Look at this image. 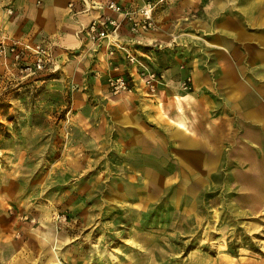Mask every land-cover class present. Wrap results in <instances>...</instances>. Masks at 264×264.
<instances>
[{
    "label": "rangeland",
    "instance_id": "1",
    "mask_svg": "<svg viewBox=\"0 0 264 264\" xmlns=\"http://www.w3.org/2000/svg\"><path fill=\"white\" fill-rule=\"evenodd\" d=\"M4 63L0 237L6 227L35 236L51 219L66 231L59 253L71 247L74 255L68 261L61 254L65 264H243L264 257V196L234 185L230 171L184 168L188 162L170 148L126 147L115 123L105 122V101L77 105L72 89H58L54 77L26 76L18 65L9 72ZM28 245L17 264L51 263L48 246L37 259L43 246ZM19 248L0 243L7 256Z\"/></svg>",
    "mask_w": 264,
    "mask_h": 264
},
{
    "label": "crops",
    "instance_id": "2",
    "mask_svg": "<svg viewBox=\"0 0 264 264\" xmlns=\"http://www.w3.org/2000/svg\"><path fill=\"white\" fill-rule=\"evenodd\" d=\"M109 1L0 0V28L31 43L50 42L58 69L44 74L54 77L58 89H72L77 105L105 101V122L115 123L126 147H152L153 153L170 148L188 162L184 168L230 171L234 185L264 196V0H155L159 29L135 34L125 21L114 40L92 47L86 28L96 16L123 17ZM117 1L133 9L146 0ZM110 45L116 49L114 65L108 62ZM127 50L162 74L157 92L148 91ZM3 68L17 72L11 61ZM112 73L131 78L134 90L113 93ZM189 75L193 87L185 89ZM50 221L35 236L25 227L3 229L0 243L20 248L8 256L0 250V264L26 260L29 243L43 246L37 259L46 245L50 264H56L55 245L57 254L73 261L71 247L58 250L66 231ZM22 231L23 239L15 236ZM243 264H264V257Z\"/></svg>",
    "mask_w": 264,
    "mask_h": 264
},
{
    "label": "built area",
    "instance_id": "3",
    "mask_svg": "<svg viewBox=\"0 0 264 264\" xmlns=\"http://www.w3.org/2000/svg\"><path fill=\"white\" fill-rule=\"evenodd\" d=\"M158 2L146 0L140 6L130 9L125 8L117 0H110L108 6L112 10L121 13L123 17L118 18L111 15L96 16L86 28L90 41L94 44H99L103 39L114 40L111 39L112 36H116L119 33L125 21H127L130 30L135 34L159 29L161 25L154 16ZM9 11L13 13L14 9L9 8ZM108 53V62L114 65L116 49L110 45ZM127 58L131 63L140 65L139 73L148 91L157 92L159 85L163 82L162 74L131 50H127ZM8 61L18 65L21 72L26 76L42 73L51 74L58 69L57 57L50 42L31 43L18 37L10 36L0 28V63ZM192 81L193 77L189 75L183 83L184 88L191 89L193 87ZM108 82L112 92L116 94L134 90L131 78L124 73L110 74ZM65 218H67V215Z\"/></svg>",
    "mask_w": 264,
    "mask_h": 264
},
{
    "label": "bare ground",
    "instance_id": "4",
    "mask_svg": "<svg viewBox=\"0 0 264 264\" xmlns=\"http://www.w3.org/2000/svg\"><path fill=\"white\" fill-rule=\"evenodd\" d=\"M58 233H60V232H58ZM53 249H55V251H56V253L54 255L55 263L56 264H65V261L63 260V258L59 254H57V247L55 245L53 246Z\"/></svg>",
    "mask_w": 264,
    "mask_h": 264
}]
</instances>
